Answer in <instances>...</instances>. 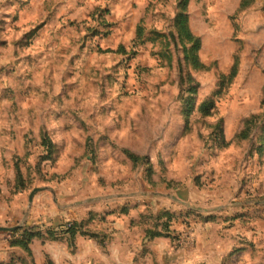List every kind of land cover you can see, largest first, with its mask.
Returning a JSON list of instances; mask_svg holds the SVG:
<instances>
[{
    "label": "rangeland",
    "instance_id": "1",
    "mask_svg": "<svg viewBox=\"0 0 264 264\" xmlns=\"http://www.w3.org/2000/svg\"><path fill=\"white\" fill-rule=\"evenodd\" d=\"M179 2L0 0V264H264V0Z\"/></svg>",
    "mask_w": 264,
    "mask_h": 264
},
{
    "label": "trees",
    "instance_id": "2",
    "mask_svg": "<svg viewBox=\"0 0 264 264\" xmlns=\"http://www.w3.org/2000/svg\"><path fill=\"white\" fill-rule=\"evenodd\" d=\"M186 4L187 0H180L179 2V12L177 13L175 19H174V27L176 29L175 32H171V36L175 39L177 37L179 41L184 44L183 51L185 53V58L187 59L188 63L192 61L193 65H197L198 61L196 60V52L199 49V38L195 37L188 26V15L186 12ZM139 34V33H138ZM237 61L234 62L232 65L231 71L229 75H226V78L230 81L232 80L236 73H237ZM213 102H208V104H212ZM130 159L135 163L136 156L133 154L129 155ZM138 160V157H137ZM123 212H127L126 209H123ZM166 215H169V213H165ZM81 223L73 222L68 228L65 230H59L56 231L52 228H47L45 231H37L36 233L32 232L31 230L28 231V229H24L22 233V237L19 239H15L11 242L12 245H16L19 247L27 248L28 243L34 238V237H47L51 238L58 234H69L71 238H74L75 235L79 232H81ZM88 232L87 230L82 231V234H86ZM146 235L148 239L161 236V234L157 231H154L152 228L146 230Z\"/></svg>",
    "mask_w": 264,
    "mask_h": 264
},
{
    "label": "water",
    "instance_id": "3",
    "mask_svg": "<svg viewBox=\"0 0 264 264\" xmlns=\"http://www.w3.org/2000/svg\"><path fill=\"white\" fill-rule=\"evenodd\" d=\"M119 196H124V195H119ZM125 196H127V195H125ZM31 201H32V197L30 196L29 197V203H31Z\"/></svg>",
    "mask_w": 264,
    "mask_h": 264
}]
</instances>
